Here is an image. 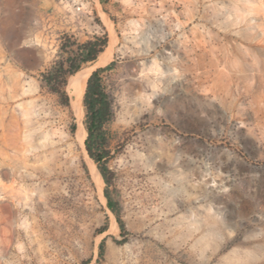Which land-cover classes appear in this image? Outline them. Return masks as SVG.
Here are the masks:
<instances>
[{"label": "rangeland", "instance_id": "1", "mask_svg": "<svg viewBox=\"0 0 264 264\" xmlns=\"http://www.w3.org/2000/svg\"><path fill=\"white\" fill-rule=\"evenodd\" d=\"M105 32L125 235L42 85ZM0 264H264V0H0Z\"/></svg>", "mask_w": 264, "mask_h": 264}, {"label": "trees", "instance_id": "2", "mask_svg": "<svg viewBox=\"0 0 264 264\" xmlns=\"http://www.w3.org/2000/svg\"><path fill=\"white\" fill-rule=\"evenodd\" d=\"M101 1L105 2L106 0ZM108 43L109 36L106 32L83 42L74 36L64 35L61 38L58 59L47 72L42 74V85L57 94L60 103L71 106L72 97L67 92L69 80L87 63L96 62ZM113 66L114 62H111L105 67H99L93 70L87 79L82 99L85 111L83 125L87 132L84 145L88 156L97 164L99 173L107 184L104 191L107 205L116 216L122 235H125L127 229L121 217L119 203L112 198L109 191L112 171L105 161L109 150L107 149L108 139L104 127L114 117V109L113 99L104 86L102 73ZM103 251L104 242L101 244V252L103 253Z\"/></svg>", "mask_w": 264, "mask_h": 264}, {"label": "bare ground", "instance_id": "3", "mask_svg": "<svg viewBox=\"0 0 264 264\" xmlns=\"http://www.w3.org/2000/svg\"><path fill=\"white\" fill-rule=\"evenodd\" d=\"M113 46V39L111 38L109 41V46L99 55L97 59V64L101 65L108 61L109 56L112 51ZM91 73V69H82L79 72L76 73L71 79L70 82V88L72 93V108L74 111V114L77 116V120L80 122L79 127L76 130L75 137H74V143L75 145L83 146L84 147V140L86 138L87 132L83 125L82 118H83V94L86 87V82ZM77 93V97L75 98ZM89 158V157H88ZM89 166L92 169L94 175H97V177L102 181V176L99 173L98 169L94 165V162L92 159L89 158Z\"/></svg>", "mask_w": 264, "mask_h": 264}, {"label": "water", "instance_id": "4", "mask_svg": "<svg viewBox=\"0 0 264 264\" xmlns=\"http://www.w3.org/2000/svg\"><path fill=\"white\" fill-rule=\"evenodd\" d=\"M77 97V93H76V96H75V98Z\"/></svg>", "mask_w": 264, "mask_h": 264}, {"label": "built area", "instance_id": "5", "mask_svg": "<svg viewBox=\"0 0 264 264\" xmlns=\"http://www.w3.org/2000/svg\"><path fill=\"white\" fill-rule=\"evenodd\" d=\"M173 1H177V0H173Z\"/></svg>", "mask_w": 264, "mask_h": 264}]
</instances>
